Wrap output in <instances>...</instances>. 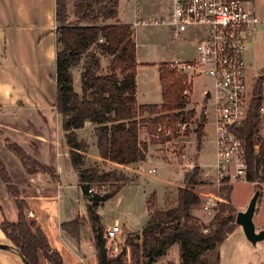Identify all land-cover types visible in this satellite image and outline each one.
Instances as JSON below:
<instances>
[{
  "label": "trees",
  "instance_id": "16d2710c",
  "mask_svg": "<svg viewBox=\"0 0 264 264\" xmlns=\"http://www.w3.org/2000/svg\"><path fill=\"white\" fill-rule=\"evenodd\" d=\"M54 1V107L61 117V128L66 144L71 148L70 159L73 168L79 173V186L84 198L92 183L110 185L105 187L102 193L90 196V205L87 206L97 250V262L125 264L130 261L132 264H142L140 257L146 256L148 260L143 264H152L164 255L172 244L179 246L182 263L202 262L204 254L224 242L236 224L235 210L229 203L218 204L209 224L202 223L192 213L200 202L192 187L203 183L198 165L183 173V186L176 189L175 204H171L165 195L164 206L159 207L155 192L149 194L145 199L148 220L140 234L128 235L117 256H106L101 246L104 227L99 221L96 209L132 179H128L123 173L101 170L97 165L82 168L83 152L88 148V144L78 139L75 130L82 128L86 121L94 125L93 134L98 154L103 160L124 165L144 161L148 143L165 144L179 137L177 125L189 121L195 115V109L187 107L191 82L185 74L177 71L172 63H161L158 65L161 102L138 105L134 32L132 25L118 21V0H72V18L68 15L66 0ZM76 69L80 70L79 93L73 88V70ZM262 79L263 76L255 79L252 90L254 97L247 119L244 125L236 130L245 147L247 182H264V135H257L260 125L258 107L261 102L259 92ZM204 111L205 109L201 110L200 120L195 128L191 130L187 126L183 131V135L190 132L195 134L197 147L206 122ZM158 124H166L172 130V136L154 139L153 134ZM142 129L146 130L149 140H140ZM255 145H258L257 149ZM7 147L19 158L28 173L44 170L17 144L7 143ZM0 178L6 183L7 189L17 196L1 158ZM255 185L258 187V184ZM260 196L261 194L258 199ZM228 198L229 195L226 199ZM15 203L17 220L11 222L4 219L0 223V230L5 237L18 248L30 264H39L41 257L48 264H63L58 252L50 248L42 230L27 216L25 203L21 200H16ZM71 225L77 229L78 221L63 226Z\"/></svg>",
  "mask_w": 264,
  "mask_h": 264
},
{
  "label": "crops",
  "instance_id": "0c3cea01",
  "mask_svg": "<svg viewBox=\"0 0 264 264\" xmlns=\"http://www.w3.org/2000/svg\"><path fill=\"white\" fill-rule=\"evenodd\" d=\"M66 1L68 15L72 18V0ZM255 1H250V9L262 22L257 25V29L264 26V11L260 10V13H257ZM117 19L120 23L132 25L133 28L137 27L133 24V1L132 12L124 14L118 0ZM55 27L54 0H0V42L4 46L7 40L14 43H32L31 51L27 48L20 49L18 54H15V52L8 53L7 50L0 51V158L9 176L10 184L17 191V196H14L7 189L6 183L0 178V223L4 219L11 222L17 220L15 201L21 200L25 203L27 216L42 230L50 248L58 252L63 264H96L97 250L87 212L90 201L84 199L79 186V173L72 166L71 148L66 144L64 132L61 128V117L54 107L56 87L52 76L55 72ZM249 43L251 42L246 43L244 52V63L247 64V68L253 60L247 48ZM19 48H21V44L18 45ZM195 57L196 51L193 58L185 61L193 60ZM11 61H13L12 72L16 74L14 78L11 77L12 73L9 72L8 65ZM136 62L137 76V69L140 65L137 43ZM43 65L46 71L41 70ZM203 95L205 98L207 97L205 93ZM151 98L149 91H145L143 101H139L136 84V102L138 105L159 104L161 102V100L159 103L150 101ZM206 123L207 115L205 125ZM93 128L94 125L86 121L82 128L75 130L78 139L84 140L88 144V148L83 152L84 164L82 168L97 165L102 169L110 167L116 170H134L138 166L140 168L147 158H152L148 155V152L146 160L126 165L101 159L98 154ZM81 131H85V133H80ZM7 143H15L20 146L44 170L28 173L19 158L8 149ZM89 151H91L92 157L89 156L91 154ZM95 151H97V156ZM125 187L127 186H123L120 191ZM119 194L118 192L114 195L117 201L119 200ZM105 202L100 203L96 209L104 230L113 223L105 224L102 221L99 208ZM73 221H78L77 229L73 225L63 226ZM121 227V237L126 233L142 230L140 228L139 230L125 232L124 227ZM241 229L237 225L221 244L227 242L229 237L237 231L241 233ZM242 237L245 239L242 242V247L248 249L253 247L252 251L257 252L255 250L256 244H250L244 235ZM0 241L11 243L3 232ZM169 248L164 255L158 257L152 264H157L160 258L166 256ZM2 254L8 256L12 264H22L12 251H0V257ZM0 264H4L1 258ZM45 264H48L46 260Z\"/></svg>",
  "mask_w": 264,
  "mask_h": 264
},
{
  "label": "rangeland",
  "instance_id": "374dc122",
  "mask_svg": "<svg viewBox=\"0 0 264 264\" xmlns=\"http://www.w3.org/2000/svg\"><path fill=\"white\" fill-rule=\"evenodd\" d=\"M119 3L124 14L132 12V0H119ZM139 8L145 18L161 21L162 18L167 17L169 0H139ZM255 9L258 14L260 10L264 11V0H256ZM133 32L140 61L136 76L138 99L139 101H143L145 91H149V94L152 96L150 101H157L156 103H159L161 100V86L157 65L161 63L185 61L193 58L196 51V41L198 39L197 33L194 29H189L178 35L175 39H172L169 34L168 26L161 23L157 25H140L134 27ZM248 41L251 43L248 44L247 48L253 60L248 68L247 64H245L244 76L247 86L250 87L254 85L255 79L258 76H264V26L258 27L255 31H252L246 43ZM19 44H21V48L18 49ZM24 48L31 51L32 43H14L7 40L4 46V44L0 42V51L7 50L8 53L15 52V54H18L20 49ZM8 66L9 72L12 73L11 77L14 78L16 74L12 72L13 61H11ZM41 70L46 71L44 65ZM73 75V88L79 93L81 89L80 70H74ZM190 82L191 90L189 91V103L187 107L194 108L196 116H200V110L202 109H205L207 115V123L199 147L196 146L195 134L190 132L187 135L179 136L173 141L166 142L165 144L148 143L147 153L149 152L148 155L152 158L146 160L140 166L141 169L139 166L134 170H116L110 167L102 169L99 167L101 170L123 173L128 179H132L131 182H127L124 185L127 187L119 191L118 201L117 198L113 196L99 208L103 223L111 224L115 219H118L120 225L124 227L125 232L142 229L148 220L145 206L146 197L155 192L157 205L159 207L164 206L165 195L168 196L171 204H175L176 189L183 186V173L191 171L187 170L188 166L186 167L183 165L192 161L194 165L200 167L202 172L200 178L203 181V183L196 184L192 188L198 194L200 200L210 193L215 195L218 199L216 210L219 203H229L235 210L236 216L238 211H244L246 209L251 196L254 194L255 190L258 189L257 191L261 196L256 203L253 222L256 231L264 228V182H251V184L250 182L242 180L234 182L233 184L217 183V176L215 175V171H213L216 160L213 106L203 95L205 91L211 88L212 80L208 75L199 74L191 76ZM147 116L148 115H144V117ZM145 131V129L141 130L139 136L140 140H149ZM80 133H85V131H81ZM89 153H91V151H89ZM95 153L97 156V151H95ZM89 156L92 157V153ZM151 168L155 169L154 173L148 172V169ZM136 178H138V180H136ZM255 184H258V187H255L257 186ZM90 186L102 193V190L110 185L109 183L105 185L92 183ZM227 195H229L228 199H226ZM192 213L205 224H209L213 219V216L205 214L200 206V202L195 206ZM140 232L126 233L123 235V244L128 235L140 234ZM240 234H243V231L241 233L237 231L232 234L227 242L206 252L203 256V261L196 264H264V239L256 242L255 250L257 252H254L252 251L253 247H250V249L242 247V242H244L245 239L242 237L244 234ZM147 260L142 261V264ZM39 264H45V259L41 257ZM125 264L132 263L129 261ZM157 264H185L180 260L178 245L172 244L166 256L160 258Z\"/></svg>",
  "mask_w": 264,
  "mask_h": 264
},
{
  "label": "built area",
  "instance_id": "2783aa9c",
  "mask_svg": "<svg viewBox=\"0 0 264 264\" xmlns=\"http://www.w3.org/2000/svg\"><path fill=\"white\" fill-rule=\"evenodd\" d=\"M132 1L135 26L159 23L167 25L172 39L189 29L196 31V57L190 61H175L172 65L185 74L188 81L191 76L199 74L208 75L212 80L211 88L205 91V96L208 94L206 98L213 106L216 146L213 171L217 176V183L247 181L245 147L236 130L244 125L254 97L253 85L248 87L244 76V52L247 37L262 22L250 9L251 0H169L167 17L161 21L145 18L140 12L139 0ZM259 97L260 125L257 135H264V77ZM199 120V116L194 115L189 121L179 123V136L183 135L187 126L191 130L195 128ZM160 136L170 137L172 130L166 124H158L153 137L158 140ZM257 148L258 145H255V149ZM183 166L192 170L195 165L189 161ZM148 172L154 173L155 169L151 168ZM94 193L98 191L90 186L84 199L89 201ZM217 203L218 199L211 193L200 200V206L208 216H214ZM121 233L122 227L117 219L105 228L101 246L107 257H115L121 252ZM147 259L148 257H141V263Z\"/></svg>",
  "mask_w": 264,
  "mask_h": 264
},
{
  "label": "water",
  "instance_id": "95a60500",
  "mask_svg": "<svg viewBox=\"0 0 264 264\" xmlns=\"http://www.w3.org/2000/svg\"><path fill=\"white\" fill-rule=\"evenodd\" d=\"M258 197L259 192L255 191L254 194L251 196L246 209L244 211H238L235 216V224L242 228L245 238L251 244H256V242L264 239V228L256 231L253 222V215L255 212ZM3 250L12 251L19 258L22 264H30L22 255V253L18 250V248L12 243L0 241V251Z\"/></svg>",
  "mask_w": 264,
  "mask_h": 264
},
{
  "label": "bare ground",
  "instance_id": "6f19581e",
  "mask_svg": "<svg viewBox=\"0 0 264 264\" xmlns=\"http://www.w3.org/2000/svg\"><path fill=\"white\" fill-rule=\"evenodd\" d=\"M2 236V232L0 231V237ZM6 253V252H5ZM1 260L4 264H12V262L10 261L9 257L6 256L5 254L1 255ZM13 261V260H12Z\"/></svg>",
  "mask_w": 264,
  "mask_h": 264
}]
</instances>
